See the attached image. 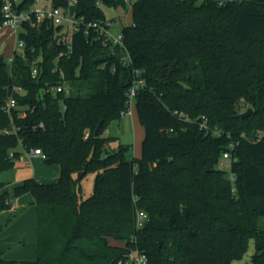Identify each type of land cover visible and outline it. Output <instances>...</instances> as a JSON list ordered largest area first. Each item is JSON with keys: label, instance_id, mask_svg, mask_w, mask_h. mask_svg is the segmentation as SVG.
<instances>
[{"label": "trees", "instance_id": "obj_1", "mask_svg": "<svg viewBox=\"0 0 264 264\" xmlns=\"http://www.w3.org/2000/svg\"><path fill=\"white\" fill-rule=\"evenodd\" d=\"M74 6L81 22L71 47L61 38L63 25L28 21L19 33L24 50L12 62L0 54V174L15 165L20 146L41 148L45 161L60 167L56 180L27 177L11 192L0 180V211L27 193L37 211L36 257L14 259L0 250V264H125L132 248L146 252L148 264H232L251 239L252 264H264V0ZM105 6L132 11L122 27L124 46L88 27L107 20ZM2 7L0 0V28ZM136 78L145 80L134 99L145 131L138 157L129 156L131 144L112 148L118 137L103 135L123 116ZM62 81L70 94L51 89ZM10 96L17 105L8 114ZM232 144L235 192L229 171L219 167ZM89 173L94 191L82 198ZM138 209L148 213L142 227ZM19 214H4L0 231Z\"/></svg>", "mask_w": 264, "mask_h": 264}, {"label": "rangeland", "instance_id": "obj_2", "mask_svg": "<svg viewBox=\"0 0 264 264\" xmlns=\"http://www.w3.org/2000/svg\"><path fill=\"white\" fill-rule=\"evenodd\" d=\"M51 0H48L50 2ZM201 2L202 0H198ZM75 6L71 8L72 16H74ZM105 14L107 19L115 18L113 26L111 28V33H118L122 27L132 21V11L129 9L126 12V9L122 8H112V7H104ZM20 30V29H18ZM0 50L6 55H11L13 53L14 44L17 45L19 42V37L14 34L9 33L7 28H0ZM133 114H124L122 117L118 119H113L103 131V135H110L118 137L117 141L111 142V147L116 148L119 142L131 144V151L129 152V156L138 157L141 155V143L144 136V127L139 122L136 107L133 104ZM248 108H245L244 111H247ZM253 109V108H252ZM243 111V112H244ZM263 132V131H261ZM18 150L21 154L16 157V163L13 167L8 168L1 172L0 180L6 182L8 186L11 188L15 184L21 182L22 179L36 176L38 178H43L47 180V182H52L56 180V176L58 174L59 165L53 163H47L45 159L37 157V156H29L26 154L25 149L20 146ZM82 198L89 197L93 191L95 186V175L94 173H89L85 176L82 181ZM10 192L12 190H9ZM32 195H28L22 199L24 203L29 204L31 201ZM10 210V209H9ZM9 210L0 211V215L10 213ZM19 220L13 224L10 228L11 230H7L0 233V250L4 249V244H6V238L8 235L11 237H20L21 239L15 241L14 248L21 246L23 240L26 242V245H23L25 248V252L21 253L18 256H24L26 259H34L36 257L37 251L36 246L31 245V235L35 234L36 231V219L37 214L33 215V211L31 209H27L23 215V217H19ZM13 229V230H12ZM9 231V232H8ZM25 238V239H24ZM11 239V238H10ZM115 244H124L123 240H114L111 239ZM6 248L5 250H7ZM4 250V251H5ZM255 252V244L254 240L251 239L249 241V246L246 253L241 257L233 260L232 264H252L251 259L252 255Z\"/></svg>", "mask_w": 264, "mask_h": 264}, {"label": "built area", "instance_id": "obj_3", "mask_svg": "<svg viewBox=\"0 0 264 264\" xmlns=\"http://www.w3.org/2000/svg\"><path fill=\"white\" fill-rule=\"evenodd\" d=\"M3 7L2 11L5 17L4 24L1 28H7L9 33L14 34L19 37V33L22 30L23 24L32 21L34 24H42L44 22L51 23L53 25H63L64 29L61 34L63 42L68 43L69 47H71V35L75 28H77L78 24L81 22L79 18L72 16L71 8L74 6L76 0H69L70 5L66 8L55 6L52 1L48 2V0H33L29 7H19L20 4L24 0H2ZM128 12V11H127ZM114 20L107 19L105 22L100 23L98 21H91L88 23V27H92L103 33L107 39H110L114 45L124 46V35L122 29L116 33H111V28L113 26ZM20 29V30H18ZM88 30H86L87 32ZM25 48V42L22 39H19L17 45L13 46V53L7 57L8 62H12L14 54L16 52H22ZM0 50V54H1ZM62 55V53H61ZM124 63H128L130 61V55L127 53L123 56ZM40 68L38 64V59L34 60L31 66V74L33 77L39 74ZM139 73V71H138ZM145 84V80L143 78H136L129 89L128 94V107L123 111V115L133 114L132 105L134 104V99L141 89V87ZM51 89L55 92L57 91H65L67 94H70L72 91V86L68 81H62L56 85H53ZM17 105L16 97L10 96L6 101L3 109L8 114H11L14 107ZM42 125V123H41ZM6 132H10V129H5ZM16 131V129H14ZM89 132L86 133L88 136ZM229 150L224 151L220 162L219 167L227 169L229 171V177L233 183V191H236L235 180L236 175L231 170V165L234 160L237 159L232 149L234 148V144L230 146ZM25 149V152L29 156H42L46 157L45 153L41 148L32 147L30 149ZM13 155V151L10 153ZM1 190V188H0ZM148 218V213L142 209H138L136 212V226L142 227ZM149 258L146 252L140 250L139 248L130 249L125 258V264H148Z\"/></svg>", "mask_w": 264, "mask_h": 264}, {"label": "crops", "instance_id": "obj_4", "mask_svg": "<svg viewBox=\"0 0 264 264\" xmlns=\"http://www.w3.org/2000/svg\"><path fill=\"white\" fill-rule=\"evenodd\" d=\"M35 156H37V155H35ZM37 157H40V158H43L42 156H37ZM43 159H45V158H43ZM59 173H60V167H59V170H58V174H57V176H56V178L55 179H57V177L59 176ZM31 177V176H30ZM34 177H36V176H34ZM36 178H38V177H36ZM25 179V178H24ZM38 179H40V180H42V181H45V182H47V180H44L43 178H38ZM23 180V179H22ZM21 180V181H22ZM54 181V180H53ZM16 185V184H15ZM14 186H12L11 188L8 186V184L6 183V185L4 186V189H9V190H12V188H13ZM28 195H31V194H24V195H22V196H19V197H17V198H14V199H12V201H11V208H10V212L11 213H17V212H21V214H19L14 220H13V222L9 225V226H7L5 229H3L5 232L4 233H6V234H8L7 233V230H11V226L13 225V224H15L19 219V217L21 218V217H23V215H24V213H25V211L27 210V209H31L32 211H33V215H35V213L37 214V211H36V205H35V199H34V197L32 196V198H31V201L29 202V204H27V203H24V201H22V199L24 198V197H26V196H28ZM6 215V214H5ZM2 216H4V215H0V218L2 217ZM18 223V222H17ZM3 230L2 231H0V233L1 232H3ZM13 230V229H12ZM8 231V232H9ZM11 238V239H10ZM36 238H37V235H36V231H35V234H32L31 235V239H32V243H31V245H33L34 247L36 246V251H37V241H36ZM21 238L20 237H11L10 235H8V237L6 238V244H4V249H2V251H4L6 248H8L7 250H5L4 251V253L7 255V257H9V258H14V259H26V258H24V256H18V255H20L21 253H24L25 252V248L23 247V245H26V242H24L23 240H21V242H22V244H21V246H18L17 248H14V243H15V241H19ZM25 239V238H24Z\"/></svg>", "mask_w": 264, "mask_h": 264}, {"label": "water", "instance_id": "obj_5", "mask_svg": "<svg viewBox=\"0 0 264 264\" xmlns=\"http://www.w3.org/2000/svg\"><path fill=\"white\" fill-rule=\"evenodd\" d=\"M252 110H253L252 107H249V108L247 109V111H244V112L241 113V116H242V117L249 116V115L251 114ZM102 125H103V121L101 120V121L99 122L97 128H96V131H95V134H96L97 136L101 134Z\"/></svg>", "mask_w": 264, "mask_h": 264}]
</instances>
